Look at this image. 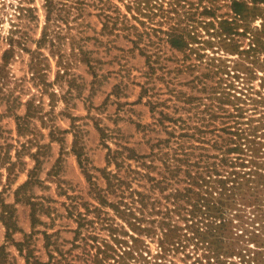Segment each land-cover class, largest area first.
I'll use <instances>...</instances> for the list:
<instances>
[{"label": "rangeland", "instance_id": "374dc122", "mask_svg": "<svg viewBox=\"0 0 264 264\" xmlns=\"http://www.w3.org/2000/svg\"><path fill=\"white\" fill-rule=\"evenodd\" d=\"M56 1L48 20L46 0H0V264H212L193 244L156 260H96L92 234L109 238L104 218L114 216L96 195V185L108 184L104 171L124 160L125 146L149 153L172 126L178 134L179 124L200 125L207 100L189 99L201 92L189 83L192 73L177 69L182 52L169 44L149 48L164 66L150 74L137 47L148 37L137 43L128 30L144 28L129 0ZM101 6L121 17L105 21ZM252 82L260 86V78ZM17 114L26 117L21 126ZM116 149L123 151L117 159ZM229 262L256 264L238 255Z\"/></svg>", "mask_w": 264, "mask_h": 264}, {"label": "trees", "instance_id": "16d2710c", "mask_svg": "<svg viewBox=\"0 0 264 264\" xmlns=\"http://www.w3.org/2000/svg\"><path fill=\"white\" fill-rule=\"evenodd\" d=\"M46 6L50 20L57 1L46 0ZM109 7L101 6L105 21L119 19ZM127 7L144 26L128 27L134 41L148 37L137 47L148 56L150 74L164 68L161 54L153 59L152 53L164 43L182 52L177 69L192 73L189 83L201 92L189 99L207 100V114L200 125L179 124L178 134L172 126L170 137L159 138L149 153L125 146L124 160L104 171L108 184L96 185V195L114 216L104 218L109 238L92 234L96 260H156L193 244L212 264H229L233 255L264 264V0H129ZM29 106L25 115H31ZM25 115H16L18 125ZM122 153L116 149L112 158Z\"/></svg>", "mask_w": 264, "mask_h": 264}]
</instances>
